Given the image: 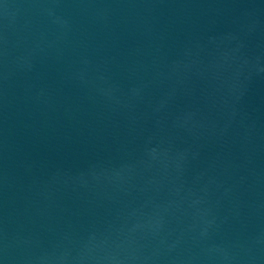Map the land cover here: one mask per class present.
Masks as SVG:
<instances>
[{
	"label": "water",
	"instance_id": "95a60500",
	"mask_svg": "<svg viewBox=\"0 0 264 264\" xmlns=\"http://www.w3.org/2000/svg\"><path fill=\"white\" fill-rule=\"evenodd\" d=\"M0 264H264V0H0Z\"/></svg>",
	"mask_w": 264,
	"mask_h": 264
}]
</instances>
